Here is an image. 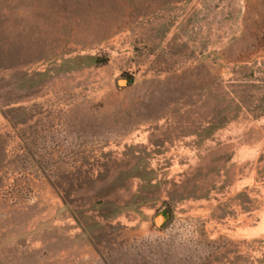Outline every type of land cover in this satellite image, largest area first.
Here are the masks:
<instances>
[{
	"label": "rangeland",
	"instance_id": "rangeland-1",
	"mask_svg": "<svg viewBox=\"0 0 264 264\" xmlns=\"http://www.w3.org/2000/svg\"><path fill=\"white\" fill-rule=\"evenodd\" d=\"M0 264H264V0H0Z\"/></svg>",
	"mask_w": 264,
	"mask_h": 264
},
{
	"label": "bare ground",
	"instance_id": "bare-ground-1",
	"mask_svg": "<svg viewBox=\"0 0 264 264\" xmlns=\"http://www.w3.org/2000/svg\"><path fill=\"white\" fill-rule=\"evenodd\" d=\"M120 84H121V85L125 84V81H120ZM163 221H164V217H163V216H159V217L156 219V223H157V225H160Z\"/></svg>",
	"mask_w": 264,
	"mask_h": 264
}]
</instances>
